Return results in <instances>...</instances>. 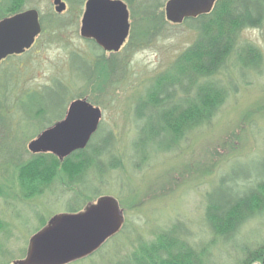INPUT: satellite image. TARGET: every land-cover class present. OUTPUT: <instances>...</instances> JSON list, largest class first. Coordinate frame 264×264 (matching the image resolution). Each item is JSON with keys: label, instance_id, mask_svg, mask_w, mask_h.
<instances>
[{"label": "rangeland", "instance_id": "1", "mask_svg": "<svg viewBox=\"0 0 264 264\" xmlns=\"http://www.w3.org/2000/svg\"><path fill=\"white\" fill-rule=\"evenodd\" d=\"M64 1L68 5L62 13L55 11L54 0H25L17 4L22 10L37 9L46 21L53 16L59 23L46 32L41 31L35 44L0 65V73L12 65L16 75L13 97L6 103L0 102L3 107L9 103L8 108L0 111V146L3 135L10 134L14 145L25 150L24 158L35 154L30 152L28 144L49 123L30 121L15 97L52 87L53 93L59 92L63 97L81 95L79 98L101 103L99 140L102 142L107 133L112 134V151L119 166L103 176L89 169L82 183L75 187L76 192L62 186L60 180L44 192L37 189L38 193L31 186L22 192L18 184L4 182L9 187L6 195H0L3 225L0 264H13L26 257L24 252L42 218L49 220L70 213L69 205L84 208L92 202L89 201L91 190L78 192V186L83 190L97 187L101 197L118 200L123 222L98 251L65 264H121L140 242L155 241L160 233L172 230L175 223H181L182 234L191 244L209 250L208 264L242 263L247 251L264 244V212L246 221L233 237L224 239L208 227L205 206L207 193L212 189L215 188V200L231 190L243 193L244 178L252 175V180L257 181L254 173L264 171V25L242 30L241 41L262 50V64L258 69L247 68L236 66V61L231 59L220 76L228 96L212 121L187 131L169 150L154 148L144 155L135 147L139 128L144 124L137 115V101L147 95L155 78L172 68L180 53L194 42L195 31L186 23L168 21L152 43L133 51L128 47V39L120 51L109 52L95 48L92 40L80 34L86 0L73 5L69 0ZM137 18L130 12L131 27L138 22ZM97 56L100 60L113 56L115 61L124 63L125 69L114 68L109 73L103 61L96 68ZM84 61L92 64L87 80L89 69ZM71 101L67 100L66 110ZM142 113L150 116L151 108ZM57 120L60 119L52 118V122ZM65 165L71 170L75 167ZM29 170L34 175L39 173L32 166ZM226 174L233 175L235 180L218 185ZM25 194L30 198H24Z\"/></svg>", "mask_w": 264, "mask_h": 264}, {"label": "trees", "instance_id": "2", "mask_svg": "<svg viewBox=\"0 0 264 264\" xmlns=\"http://www.w3.org/2000/svg\"><path fill=\"white\" fill-rule=\"evenodd\" d=\"M24 1L0 0V20L22 11L17 4ZM69 1L73 5L81 4L84 0ZM125 1L132 16L138 17V22L132 24L128 44L134 51L152 43L165 30L168 24L163 9L166 0ZM55 19L50 16L48 23L41 16L42 31L46 32L57 26L59 22ZM183 23L195 31L197 36L194 42L180 53L172 68L155 78L147 95L137 101V115L144 124L139 128L135 147L144 155L148 153L147 150L154 148L169 150L183 139L187 131L212 121L228 96V89L220 76L230 65L231 59L236 61V66L247 68L258 69L262 64V50L250 42L243 43L240 37L242 30L264 25V0H216L211 11L186 18ZM92 42L95 48L101 49L94 40ZM112 57L100 60L97 56L95 67L98 68L103 61V67L109 73L114 68L124 70V63L119 59L117 62ZM84 63L89 69L87 80L92 64ZM15 76L12 65L0 73L3 80L0 83V102L6 103V100L13 97ZM51 90L52 87L19 94L15 97L16 104L23 106L30 121H44L51 126L55 123L52 118L62 119L65 116L68 99L82 97H63L59 92L53 93ZM56 96L59 98L54 100ZM89 100L95 105H101L96 100ZM7 104L3 107L0 103V111L8 108ZM147 107L151 108L150 116L142 113ZM45 128L47 126L43 129ZM99 129L85 149L72 153L62 161L53 153L30 154L24 158L25 150L14 145L10 134L3 135L0 146V195H6L8 191L9 186L4 182L18 184L22 192H25L24 188L31 186L33 192L38 193L37 189L44 192L51 184L60 180L63 181L62 186L74 188L76 192L75 187L82 183L89 169L103 176L110 169L117 168L119 160L112 151L113 136L109 132L101 142ZM29 136L25 138L30 139ZM64 163L75 167L77 165L78 169L75 171V167H72L71 170ZM31 166L39 172L38 175L30 172ZM72 171L75 174L70 173ZM254 175L257 181L252 180V175L244 178L243 193L231 190L216 200L213 194L215 188L207 193L205 220L213 233L230 239L246 221L264 212V171L255 172ZM229 180L234 181L235 177L226 174L221 177L218 185H224ZM89 187L83 190L78 186L77 191L91 190L89 201H95L94 198L100 197L99 188ZM27 196L25 194L24 198H30ZM82 208L81 205H69L70 212H78ZM47 224L48 220L42 218L36 231ZM2 226L0 221V228ZM180 228L181 223H175L172 230L160 233L155 241L140 242L130 257L121 264H208L209 250L205 246L191 244ZM24 254H27V250ZM263 263L264 244L247 251L239 264Z\"/></svg>", "mask_w": 264, "mask_h": 264}, {"label": "water", "instance_id": "3", "mask_svg": "<svg viewBox=\"0 0 264 264\" xmlns=\"http://www.w3.org/2000/svg\"><path fill=\"white\" fill-rule=\"evenodd\" d=\"M216 0H168L166 19L182 23L186 18L211 11ZM55 10L62 13L67 4L54 0ZM130 12L124 0H87L82 18L81 36L92 38L108 51H119L130 32ZM38 11L32 9L0 21V63L9 55L31 47L40 33ZM102 118L99 106L86 98L73 100L64 119L31 140L32 153H53L60 160L86 148L97 132ZM123 212L118 201L100 197L85 209L53 216L35 233L24 259L13 264H65L97 251L122 226Z\"/></svg>", "mask_w": 264, "mask_h": 264}, {"label": "flooded vegetation", "instance_id": "4", "mask_svg": "<svg viewBox=\"0 0 264 264\" xmlns=\"http://www.w3.org/2000/svg\"><path fill=\"white\" fill-rule=\"evenodd\" d=\"M264 264V263H263Z\"/></svg>", "mask_w": 264, "mask_h": 264}]
</instances>
